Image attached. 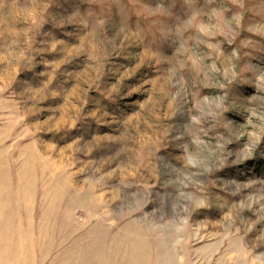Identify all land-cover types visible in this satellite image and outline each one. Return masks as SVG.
Returning <instances> with one entry per match:
<instances>
[{"label": "rangeland", "instance_id": "374dc122", "mask_svg": "<svg viewBox=\"0 0 264 264\" xmlns=\"http://www.w3.org/2000/svg\"><path fill=\"white\" fill-rule=\"evenodd\" d=\"M0 264H264V0H0Z\"/></svg>", "mask_w": 264, "mask_h": 264}]
</instances>
